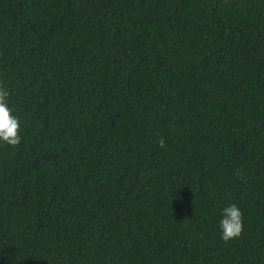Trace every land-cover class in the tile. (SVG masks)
Here are the masks:
<instances>
[{
    "label": "trees",
    "instance_id": "obj_1",
    "mask_svg": "<svg viewBox=\"0 0 264 264\" xmlns=\"http://www.w3.org/2000/svg\"><path fill=\"white\" fill-rule=\"evenodd\" d=\"M0 80V264H264V0H0Z\"/></svg>",
    "mask_w": 264,
    "mask_h": 264
},
{
    "label": "clouds",
    "instance_id": "obj_2",
    "mask_svg": "<svg viewBox=\"0 0 264 264\" xmlns=\"http://www.w3.org/2000/svg\"><path fill=\"white\" fill-rule=\"evenodd\" d=\"M10 91L6 82L0 80V141L12 147L20 145L22 137L20 135L21 123L19 118L14 115V110L9 106ZM160 147H165L163 138L158 140ZM222 232L221 238L231 241L240 237L244 229L243 212L236 204H231L222 210L220 220Z\"/></svg>",
    "mask_w": 264,
    "mask_h": 264
}]
</instances>
